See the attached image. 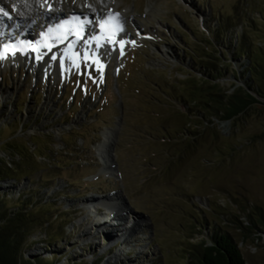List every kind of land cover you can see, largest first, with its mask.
<instances>
[{
  "label": "rangeland",
  "instance_id": "obj_1",
  "mask_svg": "<svg viewBox=\"0 0 264 264\" xmlns=\"http://www.w3.org/2000/svg\"><path fill=\"white\" fill-rule=\"evenodd\" d=\"M31 1L15 3L30 10ZM40 1L77 13L103 6ZM116 1L120 28L133 38L125 53L95 45L99 56L82 57L70 71L60 48L66 67L55 72L0 67V159L19 161L16 177L30 173L1 181L0 192L10 206L20 195L41 204L27 256L53 257L51 264H187L192 245L228 234L246 264H264V98L250 89L251 62L236 54L242 35L264 53V0ZM206 67L224 75L210 80ZM208 81L223 95L241 88L259 103L222 120L206 109L209 96L197 94ZM110 129L106 168L98 148ZM108 197L122 206L121 220H110L114 208L87 203ZM125 228L134 229V242L122 237Z\"/></svg>",
  "mask_w": 264,
  "mask_h": 264
},
{
  "label": "bare ground",
  "instance_id": "obj_2",
  "mask_svg": "<svg viewBox=\"0 0 264 264\" xmlns=\"http://www.w3.org/2000/svg\"><path fill=\"white\" fill-rule=\"evenodd\" d=\"M100 3L103 6L95 4L89 6L87 11L77 14V20L66 22L72 16V12L64 3L54 10V8H49L40 0H34L31 1L30 10H28L25 3L16 4L15 0H0V8L8 13V15H4L3 12H0V67L22 63L26 66L29 65L28 69L37 71L40 74L42 70L55 72L54 70L57 67L58 69H60V66L66 67V64L64 67L66 61L63 60V63L60 58V48L66 49L68 70L76 64L79 52L82 54L88 53L89 57H98L100 52L96 50L95 45L100 46V44H103L108 48L115 47L116 49L118 47L119 50L118 44L120 41V47L125 52L128 47H124L123 43H130L133 38L131 34L122 32L120 28V23H122L124 17L119 12L120 2L100 0ZM9 5L13 8L11 13L7 10ZM92 19L99 21L98 27L95 26L96 23L92 22ZM104 23H106V27H103ZM33 27L37 30L36 39L32 38L31 29ZM21 31L26 32L22 34ZM76 35H82L83 39L76 38ZM143 35L141 33V36ZM19 37L24 38L23 42L25 44L20 42L22 38ZM27 40H30V42H27ZM10 42H14L13 47H10L7 51H2V47ZM114 136L115 132L112 129L104 132L103 140L98 148L104 162L107 164L106 168L109 167V160L112 159L111 148H113V141H115ZM106 200L107 203L98 205L99 201L91 198L87 200V203L92 202L89 207H94L95 211L110 206L109 211L114 208L115 212L114 217L110 220H113V222L121 220L123 217L122 206L116 205L117 200L113 197H108ZM107 221L111 223L109 220H103L102 225L107 224ZM121 224L122 222H120ZM123 231L124 236L122 237H125V241L134 239L131 236L134 229L125 228Z\"/></svg>",
  "mask_w": 264,
  "mask_h": 264
},
{
  "label": "trees",
  "instance_id": "obj_3",
  "mask_svg": "<svg viewBox=\"0 0 264 264\" xmlns=\"http://www.w3.org/2000/svg\"><path fill=\"white\" fill-rule=\"evenodd\" d=\"M238 43L236 54L239 57L247 56L251 62L247 72L254 86L250 89L260 98H264V53L253 49L251 43L246 41L243 35ZM206 68L208 70L203 73L210 80H218L224 75L222 69L218 67ZM207 83L210 84L208 89L201 90L197 94L198 96L200 94L209 96V102L205 103L206 109L212 114L222 115V120H231L250 106L259 103L256 97L241 88L226 96L218 92L221 90L220 85L210 81ZM14 142L15 139H11L6 141L5 145L13 147ZM18 164L17 160L8 162L1 158L0 182L5 179L17 181L24 177L28 179L30 173L22 174L20 178L13 175L12 172L18 170ZM7 196L0 192V264H51L49 262L54 259L53 257H28L26 253L27 249L32 246V226L39 222V216L33 213V209L41 204L34 202V197L25 199L23 195H20L19 201L10 206L9 201L11 200ZM46 240L48 246H51V239L47 237ZM212 242L207 244L203 241L192 245L188 251L189 262L187 264H246L237 243L228 234H216Z\"/></svg>",
  "mask_w": 264,
  "mask_h": 264
},
{
  "label": "snow or ice",
  "instance_id": "obj_4",
  "mask_svg": "<svg viewBox=\"0 0 264 264\" xmlns=\"http://www.w3.org/2000/svg\"><path fill=\"white\" fill-rule=\"evenodd\" d=\"M0 12H3L4 15H8V13L4 12L2 8H0Z\"/></svg>",
  "mask_w": 264,
  "mask_h": 264
}]
</instances>
